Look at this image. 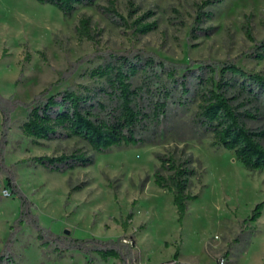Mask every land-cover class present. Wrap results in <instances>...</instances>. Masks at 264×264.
<instances>
[{"label": "rangeland", "instance_id": "obj_1", "mask_svg": "<svg viewBox=\"0 0 264 264\" xmlns=\"http://www.w3.org/2000/svg\"><path fill=\"white\" fill-rule=\"evenodd\" d=\"M114 0L131 23H155L146 34L115 27L92 7H79L64 18L53 5L37 0H0V106L9 109L5 130L0 111V253L10 250L16 264H123L103 260L73 246L74 240L117 241L127 245V264L169 263L177 254L183 264H264V172L248 171L233 152L214 144L193 123L195 105L176 109L156 144L93 152L77 138L39 140L25 136L23 105L41 91L52 94L68 86L80 89L99 82L88 73L101 64L98 55L142 50L172 63L233 61L247 72L264 74V60L249 57L254 42L264 41V0ZM104 4L105 0H96ZM136 11L129 16V11ZM88 16L94 40L75 33L79 18ZM65 79V80H64ZM4 102H7L5 104ZM10 104V105H9ZM247 122L264 127V113ZM6 134V136H5ZM5 138V139H3ZM84 153L91 162L63 172L33 161L39 156ZM157 155L194 170L186 214L178 220L172 194L154 184ZM163 175L168 172L161 171ZM9 192L5 196L3 191ZM38 229L65 237L63 251L42 245ZM125 252V250H124ZM0 264H8L0 260Z\"/></svg>", "mask_w": 264, "mask_h": 264}, {"label": "trees", "instance_id": "obj_2", "mask_svg": "<svg viewBox=\"0 0 264 264\" xmlns=\"http://www.w3.org/2000/svg\"><path fill=\"white\" fill-rule=\"evenodd\" d=\"M37 1L55 6L64 18L71 17L79 7H92L115 27L133 28L134 33L140 34H146L155 27V23L143 22L150 12L129 23L116 10L114 0H105L103 5L96 0ZM213 3L215 1L205 0L197 5L198 21L203 15L201 8ZM135 11L131 9L129 16ZM90 24V18L82 15L75 33L80 38L94 40ZM245 33L254 42L249 57L264 60V41L255 42L248 26ZM97 57L103 62L91 69L88 76L99 85L92 88L82 86L80 89L68 86L54 94L50 93L51 88H46L23 105L25 121L19 128L32 142L77 138L95 153L126 146L153 145L163 137L162 128L176 109L195 105L193 123L204 134H210L214 144L233 152L246 170L264 172V127L256 130L248 127L247 122L255 115L244 109L251 105L256 114L264 113V74L247 72L233 61L172 63L139 49L111 51ZM13 106H8V109L0 106L5 124L8 111ZM157 159L160 167L154 172V184L172 194L178 220L182 221L187 202L195 198L189 193L194 170L175 164L171 157L157 155ZM33 161L49 171L63 172L75 165L91 162L92 157L75 152L34 157ZM164 170L168 172L166 175L161 173ZM262 206L264 203L255 206L249 220L259 218ZM45 236L38 229L42 245L51 242L62 251L72 245V241L65 237L50 236L44 240ZM73 242L74 247L87 254L95 253L103 260L118 258L127 264L131 255L129 247L121 239H93L88 248L84 247L88 243L85 240ZM9 254V249L1 252L0 260L16 264ZM86 264H92L91 260ZM171 264L183 263L177 261L175 254Z\"/></svg>", "mask_w": 264, "mask_h": 264}, {"label": "built area", "instance_id": "obj_3", "mask_svg": "<svg viewBox=\"0 0 264 264\" xmlns=\"http://www.w3.org/2000/svg\"><path fill=\"white\" fill-rule=\"evenodd\" d=\"M3 193H4L5 196L9 195V192L6 191V190H4ZM161 264H171V262H169V263H161ZM214 264H226V259L224 257H220V258L217 259V261Z\"/></svg>", "mask_w": 264, "mask_h": 264}, {"label": "crops", "instance_id": "obj_4", "mask_svg": "<svg viewBox=\"0 0 264 264\" xmlns=\"http://www.w3.org/2000/svg\"><path fill=\"white\" fill-rule=\"evenodd\" d=\"M178 261V260H177Z\"/></svg>", "mask_w": 264, "mask_h": 264}]
</instances>
